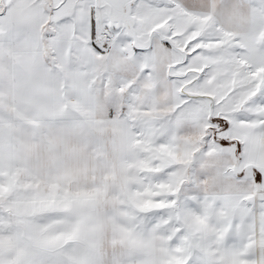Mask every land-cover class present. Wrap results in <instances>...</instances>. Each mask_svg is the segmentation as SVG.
Instances as JSON below:
<instances>
[{"label":"snow or ice","instance_id":"1","mask_svg":"<svg viewBox=\"0 0 264 264\" xmlns=\"http://www.w3.org/2000/svg\"><path fill=\"white\" fill-rule=\"evenodd\" d=\"M0 264H264V0H0Z\"/></svg>","mask_w":264,"mask_h":264}]
</instances>
